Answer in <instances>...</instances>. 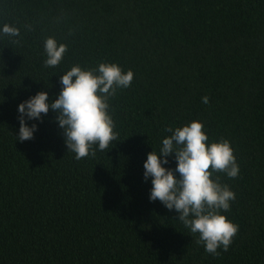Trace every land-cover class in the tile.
<instances>
[{"label": "trees", "instance_id": "1", "mask_svg": "<svg viewBox=\"0 0 264 264\" xmlns=\"http://www.w3.org/2000/svg\"><path fill=\"white\" fill-rule=\"evenodd\" d=\"M3 23L19 35L0 36V264H264V0H0ZM48 37L67 45L55 67ZM101 62L134 73L109 97L115 142L77 160L51 110L16 141L21 101ZM192 120L239 165L214 173L239 225L216 256L143 178L166 130Z\"/></svg>", "mask_w": 264, "mask_h": 264}, {"label": "clouds", "instance_id": "2", "mask_svg": "<svg viewBox=\"0 0 264 264\" xmlns=\"http://www.w3.org/2000/svg\"><path fill=\"white\" fill-rule=\"evenodd\" d=\"M3 35L16 37L19 29L13 24H0ZM66 51V44L48 37L44 42L45 66L59 65ZM133 79L131 69L124 71L114 62H101L91 69L73 65L59 75L61 88L54 99L41 90L17 105L16 141L33 139L39 123L51 110L67 151L74 153L75 159L94 155V145L101 151L107 149L116 141L109 97L117 89L130 87ZM202 100L207 103L208 97ZM166 131L171 134L162 139L158 151L152 148L143 162V178L151 182L149 200H159L169 211L174 210L178 220L192 234H198L197 243H202L207 253L216 256L220 254L218 249L228 251L239 225L223 212L230 209L236 194L219 183L214 173L220 171L230 178L239 174L230 142L210 141L199 120ZM169 157L175 160V167L168 166Z\"/></svg>", "mask_w": 264, "mask_h": 264}]
</instances>
